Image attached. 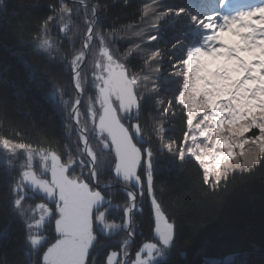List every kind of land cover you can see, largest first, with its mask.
Masks as SVG:
<instances>
[{
	"label": "snow or ice",
	"instance_id": "6c2138e0",
	"mask_svg": "<svg viewBox=\"0 0 264 264\" xmlns=\"http://www.w3.org/2000/svg\"><path fill=\"white\" fill-rule=\"evenodd\" d=\"M229 4L217 0L218 10L191 15L200 29L199 41L185 46L179 56L172 53L181 47L180 40L146 47L161 39L159 30L167 17L186 11L165 8L161 0L144 5L141 20L147 31H136L140 43L123 54L114 46V37H105L98 6L92 7L90 17L85 15L79 48L73 45L63 52L65 46L49 33L59 21L64 25L60 33L68 36L65 16L73 10L60 0L37 17L28 46L56 69L45 70L51 79L57 71L67 73L73 94L62 101L63 119L76 138L59 151L0 138L10 166L0 201L6 221L0 247H18L17 264H97L92 253L99 247L106 249L99 264H161L155 258L175 246L176 228L155 192L160 157L167 153L180 163L194 160L203 169V183L213 191L232 175L250 174L264 163V0L232 14L224 12ZM0 7H6L3 0ZM136 67L139 71L133 70ZM55 91L62 99L63 89ZM148 107L154 109L149 115L161 121L154 129L159 155L145 138L152 136L141 119ZM177 117L186 125L182 138L164 136L163 124ZM106 173L126 194L119 223L109 221L114 205L112 185L102 183ZM145 198L156 239L131 259L127 246ZM12 224L17 225L14 232ZM119 230L127 237L118 245L124 259L117 251H107V239ZM0 264L10 262L0 257Z\"/></svg>",
	"mask_w": 264,
	"mask_h": 264
},
{
	"label": "trees",
	"instance_id": "16d2710c",
	"mask_svg": "<svg viewBox=\"0 0 264 264\" xmlns=\"http://www.w3.org/2000/svg\"><path fill=\"white\" fill-rule=\"evenodd\" d=\"M86 1L100 8L99 19L104 33L110 41L114 37V46L121 54L140 43L135 33L146 29L141 20L143 9L145 4L153 0ZM59 2L3 0L6 7H0V138L23 140L34 147L51 146L58 151L65 144H70L75 136L63 119L62 101L72 98V87L66 72L57 71L55 79L45 74L46 69H56L34 53L28 46V38L34 35L37 17L48 14L49 4ZM161 3L165 8H170L172 1ZM66 5L73 10L65 16V23L71 28L68 36L60 33L59 28L64 25L59 21L49 33L54 36L56 44L65 46L62 52L68 50L71 40L75 38V42L80 36L85 18L83 9ZM170 18L167 17L161 24L163 37L157 40L161 47L167 44L165 36L172 33L167 29ZM146 47L155 48L150 45ZM139 63H143V60H139ZM133 70L139 71V68ZM56 88L63 89V97L57 99L58 103L55 101L50 105L49 91H55ZM150 113H154V109L148 107L141 118L142 122H147L148 131L152 132L150 138L147 135L145 138L151 139V146L159 155L161 144L154 129L161 127V121L152 118ZM184 128L186 125L177 117L175 121L163 124L162 134L182 138L181 129ZM164 142L167 143V140ZM1 154L4 157L3 152ZM158 162L160 170L154 180L156 196L166 217L170 222H175L176 228L175 246L158 259L161 264H198L204 258L220 256L231 250L264 249V163L257 165L250 174L232 175L225 184L213 191L203 183V169L194 160L180 163L165 153ZM9 167L7 163L6 168L0 165V201L4 196V180ZM108 176L105 174L102 180H110ZM111 199L119 207L126 197L118 194ZM150 206L145 198L143 211L135 214L131 229L134 241L129 246H133L135 251L154 237V219ZM121 216L119 211L115 221H120ZM5 226V217L0 210V230ZM16 228L17 225H11L13 232ZM120 242H107L110 246L107 251L120 250ZM105 252L104 247H99L92 253L97 264L106 258ZM132 255L133 252L130 257ZM0 257H4L10 264H17L21 250L16 246L2 247Z\"/></svg>",
	"mask_w": 264,
	"mask_h": 264
},
{
	"label": "rangeland",
	"instance_id": "374dc122",
	"mask_svg": "<svg viewBox=\"0 0 264 264\" xmlns=\"http://www.w3.org/2000/svg\"><path fill=\"white\" fill-rule=\"evenodd\" d=\"M199 4H206L207 5V2H205V0H199V1H197ZM211 3L213 2L212 0L210 1ZM209 7H211V8H214V6L211 4V5H209ZM215 11V10H214ZM183 18L184 16H183V14H181V15H179V16H177V18ZM176 28H177V26H176ZM178 28L176 29V32H174L173 34H172V36L171 37H168V42H170V44H172L174 41H176V40H179V38H180V34L178 33ZM179 34V35H178ZM105 37L107 38V36L105 35ZM79 48V47H78ZM96 51L98 52V49H96ZM76 138V137H75ZM75 138H74V140H75ZM155 235H154V237H153V241L152 242H149V243H153V242H155ZM147 255V253L146 252H144V253H142L141 254V256H142V258H144L145 256ZM158 257H156L155 259H157ZM161 258V257H160ZM135 259V258H134Z\"/></svg>",
	"mask_w": 264,
	"mask_h": 264
},
{
	"label": "bare ground",
	"instance_id": "6f19581e",
	"mask_svg": "<svg viewBox=\"0 0 264 264\" xmlns=\"http://www.w3.org/2000/svg\"><path fill=\"white\" fill-rule=\"evenodd\" d=\"M237 5V4H236ZM243 5V4H242ZM236 7H238V6H236Z\"/></svg>",
	"mask_w": 264,
	"mask_h": 264
}]
</instances>
